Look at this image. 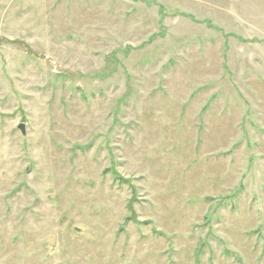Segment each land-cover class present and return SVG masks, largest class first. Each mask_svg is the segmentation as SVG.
<instances>
[{"label":"rangeland","instance_id":"obj_1","mask_svg":"<svg viewBox=\"0 0 264 264\" xmlns=\"http://www.w3.org/2000/svg\"><path fill=\"white\" fill-rule=\"evenodd\" d=\"M0 264H264V0H0Z\"/></svg>","mask_w":264,"mask_h":264},{"label":"water","instance_id":"obj_2","mask_svg":"<svg viewBox=\"0 0 264 264\" xmlns=\"http://www.w3.org/2000/svg\"><path fill=\"white\" fill-rule=\"evenodd\" d=\"M21 130H23V125H20Z\"/></svg>","mask_w":264,"mask_h":264}]
</instances>
